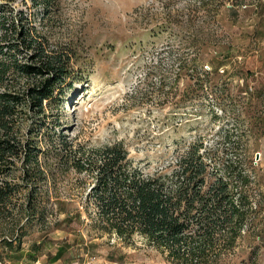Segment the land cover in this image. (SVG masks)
<instances>
[{
	"label": "rangeland",
	"instance_id": "rangeland-1",
	"mask_svg": "<svg viewBox=\"0 0 264 264\" xmlns=\"http://www.w3.org/2000/svg\"><path fill=\"white\" fill-rule=\"evenodd\" d=\"M204 2L51 0L45 9L32 0H0V6L7 17L24 12L51 46L71 55L57 129L74 142L123 140L133 166L153 173L194 140L215 145L228 130L230 140L221 144L238 146L257 167L262 210L250 229L255 235L244 236L221 264H264V0ZM180 57H196L213 72L211 89L185 107L176 103L184 83L176 73ZM249 122L259 123L252 126L261 134L249 135ZM57 181L61 195L48 199L47 222L29 224L20 249L1 264H30L35 243L40 249L31 264H174L137 236L123 243L101 233L75 177Z\"/></svg>",
	"mask_w": 264,
	"mask_h": 264
},
{
	"label": "trees",
	"instance_id": "trees-1",
	"mask_svg": "<svg viewBox=\"0 0 264 264\" xmlns=\"http://www.w3.org/2000/svg\"><path fill=\"white\" fill-rule=\"evenodd\" d=\"M71 59L24 12L7 17L0 6V260L20 249L29 224L47 222L48 199L61 195L57 180L70 174L95 228L123 243L137 236L174 264H221L244 236L255 235L250 229L262 210L257 167L238 146L221 144L230 140L228 130L215 145L194 140L153 173L133 166L123 140L90 146L58 130ZM198 65L196 57L178 59L182 107L211 89L213 72ZM257 124L248 123L249 135L261 134L253 131ZM39 244L27 253L31 263Z\"/></svg>",
	"mask_w": 264,
	"mask_h": 264
},
{
	"label": "built area",
	"instance_id": "built-area-1",
	"mask_svg": "<svg viewBox=\"0 0 264 264\" xmlns=\"http://www.w3.org/2000/svg\"><path fill=\"white\" fill-rule=\"evenodd\" d=\"M0 264H1V261H0ZM4 264H6V263H4Z\"/></svg>",
	"mask_w": 264,
	"mask_h": 264
},
{
	"label": "water",
	"instance_id": "water-1",
	"mask_svg": "<svg viewBox=\"0 0 264 264\" xmlns=\"http://www.w3.org/2000/svg\"><path fill=\"white\" fill-rule=\"evenodd\" d=\"M256 157H257V154H256Z\"/></svg>",
	"mask_w": 264,
	"mask_h": 264
}]
</instances>
